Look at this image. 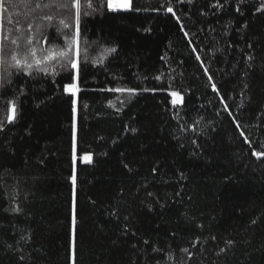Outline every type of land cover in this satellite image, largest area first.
<instances>
[{
  "label": "trees",
  "instance_id": "1",
  "mask_svg": "<svg viewBox=\"0 0 264 264\" xmlns=\"http://www.w3.org/2000/svg\"><path fill=\"white\" fill-rule=\"evenodd\" d=\"M132 2L139 11L104 7L83 18L80 60L84 41H95V64H87L86 90L76 97L75 165L66 73H20L0 89V120L9 100L18 109L15 123L0 132V243L14 244L18 229H34L49 264H70L75 167L77 264H264V156L252 155L264 152V73L243 74L247 44L264 52L261 0H220L219 10L216 0H171L175 15L160 8L166 0ZM29 15L26 0H14L0 12V35L16 34L9 18ZM113 47L115 53L105 51ZM118 87L137 94L107 91ZM172 91L182 97L175 107ZM86 154L91 164L82 161ZM12 203L19 214L4 211Z\"/></svg>",
  "mask_w": 264,
  "mask_h": 264
},
{
  "label": "snow or ice",
  "instance_id": "2",
  "mask_svg": "<svg viewBox=\"0 0 264 264\" xmlns=\"http://www.w3.org/2000/svg\"><path fill=\"white\" fill-rule=\"evenodd\" d=\"M27 5L30 9L31 15L27 17L24 22L16 20L13 22L12 19H8L9 24H14L15 35L11 32L3 33L0 35V89L5 88L7 84L12 82V77L14 75L22 73L28 76L30 79H37L38 74L43 73L45 77L51 75L53 77L60 74V72L66 73L63 77V93L72 97V118H73V154L75 165V142H76V115H77V94L86 90L83 89V84L85 81V74L87 73V64L95 61L92 59L90 54V49H94L96 45L95 41L85 40L83 43L84 48V62L81 63L80 60V48L81 39L85 35L84 27V17H87L97 11H101L104 7H107L109 12H129V11H139V8L134 7L132 0H99V5L92 3V0H87L85 5L83 0H26ZM178 3H184L185 0H177ZM194 0H187V3L192 4ZM245 0H238V4L244 3ZM227 0H225V4ZM221 4L220 0H216V3L212 4V7L219 10L225 6ZM14 6V0H0V12H7L10 8ZM160 8L168 13H173V8L171 0H166V4H161ZM237 12L240 11L239 6L237 7ZM257 12L264 13V0H261L260 6L256 7ZM203 14V13H202ZM175 15V13H173ZM39 20L40 23L37 25L33 24L34 20ZM58 20V23H57ZM2 28V25H0ZM247 28V25H245ZM51 29L56 30V37L51 36ZM183 30V29H181ZM38 32L39 38L33 36L29 33ZM187 35V33H185ZM62 38L64 40V45L59 46L58 40ZM24 44V51H21V44ZM45 43L48 44V48L37 49L36 44ZM247 47L249 49L246 54L245 60V71L244 75L247 76L255 68H258L261 73H264V52L255 53V48L252 43H248ZM55 49V50H54ZM108 53H115L116 48H109L105 50ZM195 51V49H194ZM197 60L200 59L199 56L196 57ZM259 58L260 64H255L254 62ZM203 66V65H202ZM59 69V71H57ZM207 69L205 73L207 74ZM155 79L159 80L160 77L157 76ZM211 77L209 80L211 81ZM59 84V81H55ZM245 88H248V84H245ZM104 91L105 89H100ZM212 90L217 91L215 84H212ZM107 91L112 92H128L131 95H136L137 91L135 89L118 87L107 89ZM142 91H150V89H142ZM22 95L24 92L23 88L19 90ZM174 99L172 101L173 106L182 100V97L176 91L169 93ZM123 103V101H121ZM8 109L6 112V121L0 120V132L6 130L5 123L14 124L17 118L18 109L16 107L15 99L9 100L7 102ZM87 107V105H85ZM229 115H231L229 113ZM196 123H199L197 121ZM239 126V125H238ZM129 129L126 128L125 131ZM133 133L136 132L135 128L130 129ZM183 130V129H181ZM248 143V141H245ZM196 144V140L192 141ZM183 146V145H181ZM251 147V144H249ZM264 147V143H262ZM252 155L260 160L264 156V152L253 151ZM82 161L87 164L92 163V157L90 155H84L81 157ZM128 168V165L125 164ZM129 171L131 169L129 168ZM153 174H156L157 169H152ZM180 178H184V173H180ZM73 185V202L71 206L70 224L68 226V249H69V260L70 264H77L76 261V248L78 239V212L75 199V189L77 183V176L75 173V167L73 169V175L70 178ZM149 196L152 193H148ZM176 195H180L177 193ZM14 201V197L11 198ZM163 206V205H162ZM151 210V206H149ZM4 211L11 212L14 214H19L22 209L15 203H12L9 208H5ZM112 216H118L116 211L110 213ZM128 217H125L127 220ZM253 224L256 220L252 221ZM129 228L125 226L123 228L122 234L127 235ZM19 236L15 240L14 244L0 243V264H11V258L14 257L17 264H49L46 249L43 245H36L33 237L35 236L34 229H18ZM133 236L136 235L135 232L132 233ZM215 239V237H213ZM115 244L116 242L113 241ZM148 240H144V244H148ZM226 244L231 247L233 242L226 241ZM133 248L136 244L132 245ZM153 251H159L157 248H153ZM183 251L187 252V249ZM224 252L222 248L220 250ZM7 258V259H6Z\"/></svg>",
  "mask_w": 264,
  "mask_h": 264
},
{
  "label": "bare ground",
  "instance_id": "3",
  "mask_svg": "<svg viewBox=\"0 0 264 264\" xmlns=\"http://www.w3.org/2000/svg\"><path fill=\"white\" fill-rule=\"evenodd\" d=\"M117 2H118V0H117Z\"/></svg>",
  "mask_w": 264,
  "mask_h": 264
}]
</instances>
